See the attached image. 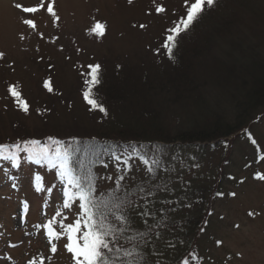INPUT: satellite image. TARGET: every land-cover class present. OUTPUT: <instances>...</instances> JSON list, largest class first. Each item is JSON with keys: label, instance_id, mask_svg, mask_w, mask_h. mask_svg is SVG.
<instances>
[{"label": "rangeland", "instance_id": "374dc122", "mask_svg": "<svg viewBox=\"0 0 264 264\" xmlns=\"http://www.w3.org/2000/svg\"><path fill=\"white\" fill-rule=\"evenodd\" d=\"M17 4L36 7L38 11L30 8L36 13H23ZM185 6L186 0H133L131 4L128 0H0V52L4 53V59L0 60V144L20 143L22 137L43 138L49 134L42 132L43 129L52 130V126L65 129L60 136L71 137L73 134L66 127L76 120L85 127L94 125L96 117L92 118L77 92L81 73L88 65L98 62L111 73L117 65L139 69L148 63L159 67L164 36L182 18ZM216 6L205 12L194 39L186 42L185 52L208 48L210 53L199 67L193 64L203 77L200 83L205 88L198 90L203 100L194 103L185 99L177 109L169 110V115L176 112L182 117L180 121L172 118L166 121L171 135L186 126L182 125L199 119L205 103V110L229 122L235 120L236 85H220L217 65L209 60L221 64L238 62L243 52L250 50L264 59V0H217ZM157 7H164L165 13L156 12ZM25 19H32L35 25L31 21L28 23L32 28L25 25ZM97 22L106 25L102 38L90 34ZM141 24L147 27L141 28ZM46 81L51 82L54 93L69 90L72 98L69 93L60 98L51 95L44 88ZM11 87L29 103L30 117H25L15 106L17 102L8 91ZM37 110L41 115H37ZM218 141L222 145L206 149L207 154L201 160L194 157L197 144L187 153L186 162L174 153L177 174L169 172L165 184L160 177L156 181L169 189L175 187L181 197L175 211L157 216L161 240L165 236L163 240L175 243L177 248L174 253L163 249L160 240L157 251L164 252L175 263L195 247L203 258L200 264H264V180L256 178L264 175V159H261L264 110L244 130L210 145H217ZM177 145L150 149L149 160L157 157L166 161L173 154L171 148ZM132 163L133 171L143 165L140 161ZM19 165L17 168L9 161L0 160V264H74L71 253L64 247L67 233L59 224L74 223L81 213H77L75 206L71 211L63 207V191L68 189L66 180L62 181L56 170L32 167L26 153L21 154ZM118 167L103 169L102 192L119 182L121 175L129 186L133 181L136 185L141 182L132 172H117ZM177 176L185 182L191 181L186 193L180 191ZM233 192L235 196L230 195ZM161 207L167 206L156 205ZM49 220L57 225L60 239L49 240L53 235L51 229L48 237L43 227ZM135 220L139 226L140 220L136 217ZM115 227L118 230L112 235L119 233L121 240L124 233H128L125 238L129 239L133 237L130 231L137 232L135 227L116 219L109 228L113 231ZM217 241L222 243L218 245ZM52 243L57 247L55 253L51 251ZM119 264H130V260Z\"/></svg>", "mask_w": 264, "mask_h": 264}, {"label": "trees", "instance_id": "16d2710c", "mask_svg": "<svg viewBox=\"0 0 264 264\" xmlns=\"http://www.w3.org/2000/svg\"><path fill=\"white\" fill-rule=\"evenodd\" d=\"M199 24L187 38L178 43L174 60L168 58L166 49L161 50L162 53L157 62L160 64L159 67L155 68L152 64L148 63H143L144 66L139 69H130L126 65H121L122 67L118 68L117 65L114 72L111 73L103 64L98 62L106 71L103 86L98 94V100L109 110L110 116L105 118L103 123H99L100 114L90 111L86 101L82 98L92 118L96 117L97 119L94 125L90 123L89 128L81 125L77 120L74 121L72 125L66 127L73 134L71 137L60 136L65 129L50 125L52 126V130L48 127L42 131L49 134L43 138H37L41 140L42 144L49 145L52 149H55L57 145L51 143L48 139L49 137L61 139L65 147L73 149L71 160L73 174L80 180L81 185L85 189L89 187V181H91L93 199L99 206L96 212V222L100 225V229L109 236L112 235V232L118 230V227H115L113 231L109 227L121 214V210L116 209L113 205L121 203V208H123V204L132 199L128 194H139V189L142 187V182H138L136 186L131 187L128 184H124L123 180L117 182L106 191H101L100 183L103 169L115 164V159L111 155L112 152L124 154V159L128 160V156L125 154V147L128 146V151L130 152L131 142L137 143L138 146L140 144H158L160 149L163 145L179 144L176 148L171 149L173 153L178 154L179 159L186 162L187 153L191 152V149L197 144V147L194 149H198V152L194 157L201 160L207 154L206 149L213 150L216 146L222 145V142L218 141L216 142L217 145L211 146V142L233 137L247 128L264 110V59H261L254 51L250 50L243 52V58L238 62L233 61L221 64L215 59L213 62L209 60V63H216L217 65L216 71L220 73L218 76L220 85H236L234 97L238 112L235 120L232 123L217 114L211 113L210 110H205L204 106L206 103L204 102L205 104L201 107L202 112L199 119H193L192 123L182 125L183 127L186 126L184 128H177L178 132L171 135L170 129L166 126V121L169 118L180 121L182 117L178 116L176 112H172L169 115V110L177 109L179 103L185 99L193 100L194 103L199 99L203 100L198 90L200 89L199 87L205 88V85H201L200 82H202L203 77L202 75H198L199 69L195 66L199 67V64L210 53L208 52V48L206 50L194 48L185 52L187 48L186 42L192 38L194 39L195 36L193 37V34L197 32ZM207 28L206 31L209 33ZM167 34L164 36V43L167 42ZM189 58H193L194 60H189ZM79 83V90L77 92L82 97V90L84 88L83 77ZM55 91L56 93L53 92L54 95H57L59 98L63 97L65 93H69L70 98H72V93L69 90L67 92ZM204 111L205 113H203ZM52 131L55 132L51 133ZM71 138L79 139L80 144H72ZM85 142L93 143V146L99 143L108 148L109 153L105 154L102 148L99 156L85 155L83 151ZM14 143L4 144L12 145ZM113 145H115L114 148L112 147ZM76 147H80L81 151L76 152ZM150 149L152 148L142 152V155H147L146 158L148 159L150 158ZM20 160L21 156L18 163H20ZM136 161L143 162L138 159H132L129 161L128 166L124 165L123 162L117 166L124 171L130 172L129 167L132 169V162ZM101 162L106 163L107 167H104V164ZM29 164L34 168L56 170L60 174L59 168L54 169L46 163L35 164L29 160ZM177 168L174 171L176 174L178 172ZM168 173L163 172L162 175H156L165 184L168 181ZM179 175H182L181 172ZM136 219L140 220L138 216H136ZM130 232H132L133 237L126 239L125 235H128V233H124L125 235H122V240L118 238L119 233H113L114 239L126 242L127 246H122L119 252H113L107 258L109 264L116 263V257L122 256L125 252H129L131 255L124 256L119 263L123 260H130V264L132 261L134 264H142L144 259L143 253L140 247L136 246L139 243L137 242V238H140V233L135 231ZM164 237L162 238L164 239ZM163 239L161 240V244L163 245V249H167L164 246L165 242H163L166 240ZM153 258L156 257L153 256ZM182 258L189 259V264H200V261L203 260L200 252L195 247H191V251L182 256L175 264H183Z\"/></svg>", "mask_w": 264, "mask_h": 264}, {"label": "snow or ice", "instance_id": "6c2138e0", "mask_svg": "<svg viewBox=\"0 0 264 264\" xmlns=\"http://www.w3.org/2000/svg\"><path fill=\"white\" fill-rule=\"evenodd\" d=\"M132 2L133 0H128L129 4ZM216 3L217 0H186L185 12L182 18H178L179 22L167 29V42L162 45L163 48L166 49V54L170 60H174L175 58V50L178 43L187 38V36L195 30V27L198 26L199 22L204 18L206 9H211ZM16 7L23 13L28 14L36 13L30 11V8L37 9L36 7H25L21 4H17ZM155 11L158 13H165L166 9L164 7H157ZM52 12L55 16L56 13L53 9ZM57 19L59 18L57 17ZM28 21H31V23L35 25L32 19H25L23 23L29 26ZM97 25H100V27L98 28ZM140 27L145 28L147 25L141 24ZM105 31L106 25L97 22L90 29V34L102 38ZM21 39H23V37H21ZM3 59L4 53L0 52V60ZM117 67L120 68L122 66L118 65ZM105 74V69L99 63L88 65L87 69L81 73L84 86L82 98L86 101L90 111L100 114L99 123H103L104 119L110 116L109 110L98 100V94L103 86ZM44 88L47 89L49 93H53L54 91L50 81L44 84ZM8 91L11 93V97L17 102L15 106L19 111L22 112L25 117H30L32 109L29 103L21 99V94L15 87H11ZM37 115H41L39 110H37ZM48 139L51 143L57 145L55 149H52L49 145L42 144L40 139H26L23 137L20 143H14L12 145L0 144V160L9 161L13 166L18 168L20 166L18 161L21 154L26 153L28 159L35 164L46 163L54 169L59 168L61 180L63 181L66 179L68 185V189L63 191V207L71 211L75 206L77 213H81L74 223L59 224V227L64 229L67 233V243L64 247L68 253H71L74 264H109L107 258L110 257L113 252H119L122 246H127L126 242L107 235L100 229V225L96 222V212L99 206L93 199L91 181H89V187L85 189V187L81 185L80 180L73 174V169L71 167L73 149L71 147H65L61 139H52L51 137ZM254 142L255 141H253V143ZM71 143L79 145L80 140L71 138ZM112 147L114 148L115 145ZM130 147V152L128 151V146L125 147V154L128 156V160L124 159V154L111 153L115 159L114 167L122 162L124 165L128 166L129 161L132 159L143 161V165L138 171H132L131 167H129V171L132 172V175L135 176L138 181L143 182V186L140 187L139 194H128L132 199L124 203L123 208H121V203L113 205L116 209L121 210V214L117 217V221H122L129 227H135V230L140 233L139 243L136 246L140 247L143 253L144 259L142 264H175L174 261L165 256L164 252L157 251V242L161 240L162 236L160 231L161 225L157 220V216H163L169 210L175 211L176 206L181 203V197L176 194L175 187L169 189L157 184L156 181L159 177L156 173L157 171L174 172L177 157L173 153L166 161L157 157H153L149 160L145 155H142V152L149 148L159 149L160 146L158 144H140L138 146L137 143L131 142ZM102 148L105 154L109 153V149L103 145L96 143L95 146H93V143L90 142H85L83 151L85 155L90 154L99 156ZM75 151H81L80 147H76ZM261 159H264V157H261ZM101 163L104 164V167H107L106 163ZM121 171H123V169L118 167L117 172ZM256 178L264 180V175H258ZM108 179H111V176H109ZM118 179L123 181L125 177L121 175ZM176 182L179 183L182 193H186L191 184V181L185 182L180 176L176 177ZM135 185L136 181H133L130 186L134 187ZM161 192H163L164 195H158ZM216 195L223 196V193H216ZM230 195L235 196V193H230ZM157 204L167 207L156 208ZM185 206L191 207V204H186ZM105 207H107V205H105ZM59 215L60 213H57V216ZM249 215H251V213H249ZM136 216L140 217L139 226L136 225ZM150 221L152 223H150ZM206 223L205 221V224ZM153 224H155V227H153ZM56 226L53 220H49L47 224L43 225L47 230L48 237L49 229H51V233L53 234L49 237V240H58L61 238V233L56 231ZM236 227H239V225H236ZM180 243L183 242L181 241ZM220 243H222V241H217L218 245ZM164 246L172 253H174L177 248V245L171 241H166ZM51 251L53 253L57 251L55 243H52ZM130 255L131 253L125 252L122 256L116 257L117 264H119L124 256ZM153 256H155L156 259H152ZM182 260L183 264H189V259L182 258Z\"/></svg>", "mask_w": 264, "mask_h": 264}]
</instances>
